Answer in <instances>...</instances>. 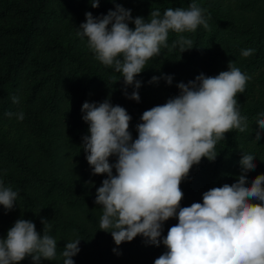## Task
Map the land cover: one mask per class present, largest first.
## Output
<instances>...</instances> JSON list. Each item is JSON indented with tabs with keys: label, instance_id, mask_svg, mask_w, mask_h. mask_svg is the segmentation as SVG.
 <instances>
[{
	"label": "trees",
	"instance_id": "obj_1",
	"mask_svg": "<svg viewBox=\"0 0 264 264\" xmlns=\"http://www.w3.org/2000/svg\"><path fill=\"white\" fill-rule=\"evenodd\" d=\"M193 2L207 10L209 28L183 34L193 40V49L181 54L178 49H162L148 62L137 76L142 86L136 102L123 94L120 74L96 60L87 38L77 35L86 12L100 17L114 10V3L101 0L92 8L89 0H0V179L19 193L13 210L6 212L0 205V238L20 218L33 221L42 233L45 218L48 234L58 242L57 259L41 264H63V245L76 238L81 241L80 252L72 258L75 264H154L166 251L163 244L156 247L137 236L116 246L111 234L99 229L102 208L94 201L107 177L92 175L81 147L82 137L89 134L82 105L109 98L111 104L124 107L132 117L129 130L135 139L142 113L178 95L179 82L201 73L218 75L228 70L230 61L251 77L245 92L237 94L249 128L226 133L216 145L215 161L203 158L193 166L181 183V206L202 203L205 191L235 183L242 152L256 158V169L248 173L249 186L264 174V138L254 142L257 118L264 114V0H116L131 9L133 17L145 19L152 10L163 15L168 8L187 9ZM176 38L170 33L169 44ZM248 48L255 50L253 55L242 57L241 50ZM161 74L173 76L171 86L163 79L149 83ZM13 96L19 97V104L12 102ZM21 111L23 121L5 115ZM115 161L110 157V163ZM177 222H165L162 235ZM20 264L33 262L29 257Z\"/></svg>",
	"mask_w": 264,
	"mask_h": 264
},
{
	"label": "clouds",
	"instance_id": "obj_2",
	"mask_svg": "<svg viewBox=\"0 0 264 264\" xmlns=\"http://www.w3.org/2000/svg\"><path fill=\"white\" fill-rule=\"evenodd\" d=\"M100 2L89 0L92 8ZM110 2L115 9L106 15L86 12L77 35L87 38L96 60L120 74L117 81L123 79L125 97L140 102L142 82L137 76L148 62L162 49H178L180 54L193 49V40L183 34L195 33L200 26L207 30L210 16L193 2L187 9L168 8L163 15L159 9L152 10L145 19L133 17L132 10L116 0ZM170 33L177 35L171 45ZM254 51L243 49L241 56L247 58ZM161 79L169 86L173 83V76L167 74L153 76L149 83ZM250 79L230 61L228 70L218 75L201 73L187 83L179 82L178 95L142 113L135 139L129 130L132 117L124 107L111 104L109 98L83 103L82 120L89 134L82 137L81 147L92 175L107 177L96 189L94 201L102 208L99 229L110 233L116 246L137 236L156 247L163 244L166 251L154 264H264V174L249 186L248 173L257 167L253 154L242 152L235 183L205 191L202 203L181 206V183L193 166L203 158L215 161L216 145L226 139V133L248 130L237 94L245 92ZM12 102L19 104V97L13 96ZM5 115L24 119L22 111ZM257 125L256 143L264 138V114ZM110 157L116 158L115 163L109 162ZM18 195L0 179V205L6 212L14 209ZM173 218L178 222L163 236L165 222ZM41 223L42 233L33 221L16 220L6 237L0 238V264H20L29 257L33 264L56 260L58 242L48 234V220L41 218ZM80 241L70 239L63 245V264H75L72 258L80 252Z\"/></svg>",
	"mask_w": 264,
	"mask_h": 264
}]
</instances>
